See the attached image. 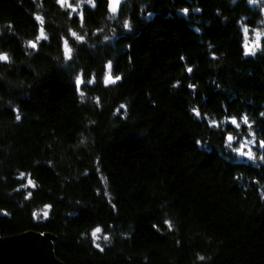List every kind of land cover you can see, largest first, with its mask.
Masks as SVG:
<instances>
[{
  "label": "trees",
  "instance_id": "1",
  "mask_svg": "<svg viewBox=\"0 0 264 264\" xmlns=\"http://www.w3.org/2000/svg\"><path fill=\"white\" fill-rule=\"evenodd\" d=\"M87 3L0 0V237L50 234L63 264H264V2Z\"/></svg>",
  "mask_w": 264,
  "mask_h": 264
},
{
  "label": "water",
  "instance_id": "2",
  "mask_svg": "<svg viewBox=\"0 0 264 264\" xmlns=\"http://www.w3.org/2000/svg\"><path fill=\"white\" fill-rule=\"evenodd\" d=\"M128 0H120L118 9ZM264 1V0H263ZM111 0H108L109 11ZM117 12V11H115ZM234 126L237 122L233 121ZM232 140V136H229ZM264 149V144L261 143ZM0 264H63L53 253L50 234L29 232L13 237H0Z\"/></svg>",
  "mask_w": 264,
  "mask_h": 264
},
{
  "label": "rangeland",
  "instance_id": "3",
  "mask_svg": "<svg viewBox=\"0 0 264 264\" xmlns=\"http://www.w3.org/2000/svg\"><path fill=\"white\" fill-rule=\"evenodd\" d=\"M264 2L263 0H259ZM245 38H246V46L249 51H255L259 49L261 42L264 38V19L260 22V24L254 28H245ZM234 141H237L234 140ZM256 146V141L254 136L250 138H243V143L241 145L242 148H247L250 151H253Z\"/></svg>",
  "mask_w": 264,
  "mask_h": 264
},
{
  "label": "snow or ice",
  "instance_id": "4",
  "mask_svg": "<svg viewBox=\"0 0 264 264\" xmlns=\"http://www.w3.org/2000/svg\"><path fill=\"white\" fill-rule=\"evenodd\" d=\"M70 3V2H69ZM86 3H87V0H86ZM71 4V3H70ZM88 4V3H87ZM96 4H97V0H96ZM90 6H95V5H90ZM119 9H118V7H117V10L116 11H118ZM78 11V9L76 8V7H74L73 6V8H72V12H77ZM185 12H187L188 10L187 9H185L184 10ZM79 19L82 21L83 20V12L82 11H80V13H79ZM111 65H109V67H110ZM244 119L245 120H247L248 118H247V115L245 114V116H244ZM233 121L234 122H238V118H233ZM250 123V122H249ZM261 143L262 144H264V141H261Z\"/></svg>",
  "mask_w": 264,
  "mask_h": 264
},
{
  "label": "clouds",
  "instance_id": "5",
  "mask_svg": "<svg viewBox=\"0 0 264 264\" xmlns=\"http://www.w3.org/2000/svg\"><path fill=\"white\" fill-rule=\"evenodd\" d=\"M120 3V0H111V3H110V9L115 12L117 10V7H118V4ZM252 153L249 152L248 155H251Z\"/></svg>",
  "mask_w": 264,
  "mask_h": 264
}]
</instances>
